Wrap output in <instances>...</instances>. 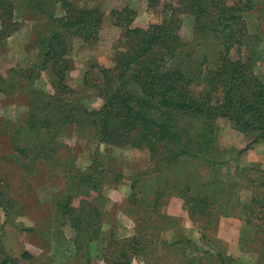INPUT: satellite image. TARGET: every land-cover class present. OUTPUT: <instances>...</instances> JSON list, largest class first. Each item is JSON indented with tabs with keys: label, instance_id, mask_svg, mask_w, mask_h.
I'll list each match as a JSON object with an SVG mask.
<instances>
[{
	"label": "rangeland",
	"instance_id": "374dc122",
	"mask_svg": "<svg viewBox=\"0 0 264 264\" xmlns=\"http://www.w3.org/2000/svg\"><path fill=\"white\" fill-rule=\"evenodd\" d=\"M10 1L19 28L9 44L0 42V86H6L0 91V261L4 251L16 264H111L122 244L132 241L140 246L132 264H222L217 253L228 264H264L261 131L243 132L219 118L217 147L207 151L212 160L187 156L161 164L146 147L99 142L90 118L80 112L79 123L62 120L60 108L52 118L43 100L50 94L99 108L103 98L83 78L87 72L90 79L100 78L95 63L114 65L123 29L113 22L112 10L134 9L132 24L147 27L177 0H161L155 9H148L147 0H68L99 9L105 19L96 42L73 37L66 89L54 85L48 69L28 78L39 49L34 27L45 16L30 0ZM252 6L245 18L263 45L264 0ZM56 10L65 14L62 2ZM186 20L182 32L188 35ZM14 80L18 85L10 84ZM47 118L54 126H47ZM95 157L100 167L92 171ZM93 175L98 187L88 179ZM68 195L74 208L65 212L60 203ZM81 204L84 211L75 214ZM193 204L198 208L189 212Z\"/></svg>",
	"mask_w": 264,
	"mask_h": 264
},
{
	"label": "trees",
	"instance_id": "16d2710c",
	"mask_svg": "<svg viewBox=\"0 0 264 264\" xmlns=\"http://www.w3.org/2000/svg\"><path fill=\"white\" fill-rule=\"evenodd\" d=\"M60 2L64 15L56 12ZM252 2L177 0L176 4L165 5L166 15L161 21L147 27L132 24L134 9H113V22L123 29L115 44L114 65L95 63L100 78L90 79L88 72L83 78L85 87L97 89L102 105L88 110L77 102L44 94L48 113L56 119L54 110L60 108L64 113L62 120L79 123L76 112H80L90 118L99 142L146 147L159 156L161 164H172L187 156L202 159L201 163L212 160L207 151L217 147L219 118H227L240 131L264 134V68L260 66L264 62V44H258L261 38L250 33L245 18ZM30 3L45 17L42 25L34 27L39 49L28 78H37L48 69L54 85L66 89L72 67V39L96 42L104 13L78 7L68 0ZM160 3L161 0H147L148 9H155ZM14 13L12 1L0 0V39L19 28ZM185 19L190 27L188 35L182 32ZM10 84L18 85L15 80ZM5 87L0 86V91H5ZM45 122L48 127L54 126L50 118ZM258 139L259 136L253 142ZM99 167L95 157L89 169ZM97 177H88L94 187H98ZM163 193L160 188L159 195ZM72 199L68 195L60 203L65 212L74 208H70ZM201 202L206 201L203 198ZM196 208L193 204L188 211ZM82 211L83 204L75 207V214ZM76 216L79 219L80 215ZM139 249L132 241L123 243L111 264H132V256ZM1 252L0 264H16L14 258ZM217 255L222 264H228L221 253ZM24 257L30 254L25 253Z\"/></svg>",
	"mask_w": 264,
	"mask_h": 264
},
{
	"label": "crops",
	"instance_id": "0c3cea01",
	"mask_svg": "<svg viewBox=\"0 0 264 264\" xmlns=\"http://www.w3.org/2000/svg\"><path fill=\"white\" fill-rule=\"evenodd\" d=\"M12 37H13V36H7L6 38H7L8 40H7L6 38H4V39L2 38V39H0V42H1V40H4L5 42L7 41V43L9 44L10 41L13 39ZM0 63H3V60H1ZM6 68H10V66H7ZM1 70H2V69H1Z\"/></svg>",
	"mask_w": 264,
	"mask_h": 264
}]
</instances>
